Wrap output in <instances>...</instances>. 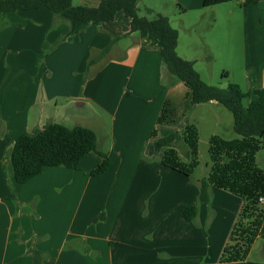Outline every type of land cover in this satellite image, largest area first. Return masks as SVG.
Here are the masks:
<instances>
[{
	"label": "crops",
	"instance_id": "1",
	"mask_svg": "<svg viewBox=\"0 0 264 264\" xmlns=\"http://www.w3.org/2000/svg\"><path fill=\"white\" fill-rule=\"evenodd\" d=\"M243 1L203 7V0H158L159 5L157 0H147L146 5L153 14L163 16L165 14L160 10L163 5H176L183 15L188 12L202 14L201 17H212L214 23L222 15L225 25L222 44L226 48V58L232 50L235 51V38L240 31L242 35L238 39H246L241 46L246 50L242 55H246V60L241 57L238 65L245 72L243 80L247 85L245 91L241 90L252 92L264 87V2L243 6ZM213 9L219 11L210 12ZM57 20L45 8L0 13V35L2 33V40H6L4 49L16 55L24 51L32 54L34 49L40 54L42 51L44 54L45 49L52 50L51 53L60 55L64 65L67 59L70 62L79 53L84 56V67H88L90 55H98L109 46L105 56L94 66H89L100 69L102 66L103 72L109 75L106 81L100 79L84 97L81 94L67 96L70 83L66 79L59 82L57 90L51 89L52 84L47 85V93L53 97L65 96L70 102L77 101L79 109H84L89 102L107 113L110 118L108 141L99 142L98 138V142L100 148L107 152L110 165L103 174L90 176L100 163V158L90 153L80 160L76 170L48 167L24 184L15 183L10 156L15 139L22 134L24 115L34 104L33 96L26 94L34 83L23 86L27 79L20 78L22 85L19 91L12 92L3 100L0 97V264H189L186 262L188 256L182 254L186 253V250L182 251L183 243L179 241L181 246L177 249L173 242L176 243L177 231L180 233L192 222L186 221L175 209L196 203L200 179H191L164 166L161 159L166 148L156 144L159 139L157 130L162 125L157 121L164 103H168L174 114V94L188 88L161 71L157 40L143 32L129 34V22L121 35L120 31L112 28L114 21L106 23L108 27L104 29V36L108 44L105 46L84 42V37L76 34L79 25L84 27L85 33L89 28L87 24H95L97 27L92 28L100 30V23H79L76 32L58 45L67 27L53 28L59 22ZM30 22L33 23L30 29L23 26ZM15 23L21 24L14 28ZM171 26L179 34L181 25ZM121 36L125 37L124 42L119 40ZM55 45L58 46L55 48ZM214 48L218 51L215 45ZM176 52L188 61L177 47ZM107 57L112 61L103 62ZM191 62L196 63L195 60ZM223 75L225 78L230 76L228 70H224ZM35 87L36 84L32 88ZM53 100L46 98L47 103L44 104ZM185 100L182 107L178 106L181 110L185 109L187 100L191 104L189 90ZM92 114L95 120H100L96 113ZM85 123L75 125L85 126L100 135L96 126H89L88 120ZM38 129L34 128L33 132ZM212 196L214 199L213 190ZM229 198L234 200L235 207L228 215H234V218L226 227L223 226L222 238L218 239L215 233L208 236L212 246L208 247L206 255L201 256L203 264H264V254L256 261L248 259L252 248L243 261L220 262L230 228L242 208L241 199L236 203L234 197ZM144 201L146 211L143 209ZM203 206L209 207L210 204L198 207ZM151 213H154L151 215L154 220H158L156 224L149 222ZM196 230L194 234L191 231V237L197 234ZM263 232L261 229L259 236ZM172 236L174 238L171 239ZM192 239L186 243L190 244ZM199 246L200 240L194 246H188L194 248L189 257L196 258L190 264H198L201 259L196 248Z\"/></svg>",
	"mask_w": 264,
	"mask_h": 264
},
{
	"label": "rangeland",
	"instance_id": "2",
	"mask_svg": "<svg viewBox=\"0 0 264 264\" xmlns=\"http://www.w3.org/2000/svg\"><path fill=\"white\" fill-rule=\"evenodd\" d=\"M100 1L101 0H71V3L73 6H95L98 5ZM136 1L138 15L152 18L154 14H149L147 12V0ZM157 5H159V2L157 3ZM160 10L163 12V14H165V17L170 20L173 26L178 27V25H181L182 28H178L180 30L178 38H180L181 42L179 40L177 50L179 51V53L184 54V56L187 57L188 61L191 62L192 60H195L196 63L192 62L193 64H195L194 69L205 84L216 86L219 88H226L228 84L237 83L240 85L243 91L246 90V81L243 80L245 72L242 71L241 67L238 65L240 63L241 57L243 58V60H246V55L242 56L245 54L246 50L241 48L243 42H245L246 39H238V37L242 35L241 31L240 34H238L235 38V51L232 50L231 54H229L226 58V48L222 44V41L224 42L223 30L225 29V25L223 22L224 18L222 15L221 17L223 19H218L217 22L214 23L212 17H201L202 14L199 16L198 13L188 12L187 15H183L181 14V9L177 8L176 5H163ZM214 10L216 9L210 10V12L213 13ZM57 21L59 22H56L53 28L58 29L60 25H65L66 27H68V24H66L64 21H61L59 19ZM20 24L21 23H15L14 28ZM23 26H26L27 29H30V27L33 26V23L30 22L27 24H23ZM98 26L100 27V30H95L96 28H92L97 27L95 26V24H87L86 27L89 28L85 31V33H83L84 27L82 25H79L77 28V32H75L77 34V37H84V42H94L99 45L105 46L108 44V41H106L105 39L104 29H107L106 27L108 26H106V24H98ZM127 26V19L124 18L121 13H118L114 18V24L112 28L120 31L121 35L127 29ZM99 33L103 35H100ZM84 34L87 35L84 36ZM119 40L121 42H124L125 37L121 36ZM211 42L217 47L218 51L215 50L214 45L212 46ZM62 43L64 42H59L58 45ZM5 44L6 40H2L1 33V99L3 100L8 95H11L12 92L19 91L21 89L22 84L20 83V78L21 80L27 79V81H24L26 83L23 86H29L31 84L30 82H33L34 85L36 84L35 88H32L34 85H30L26 92L28 96H33L32 99L34 100V104H32L28 108V110L26 111V115H24V126L21 128L22 133L25 131L26 133H32L34 128L40 129L47 122L51 121L63 124L68 127H72L75 124L85 125V122L88 120L90 122L89 126H96V130L100 131V135H103V137L101 138V136L97 134L98 138L100 139V141L99 139L98 141L105 143L108 141L107 137L109 136L108 133L110 129V118L108 117L107 113L101 111L100 108L89 102L86 103L84 109H79L76 106L77 101L70 102L69 99H65V96L57 95L56 97H53L49 96L47 93V85L52 84L51 89L57 90L59 89V82L66 79L67 81L69 80L70 83V91H67V96H79L81 94L82 97H84L96 87V82L100 81V79L106 81L109 77L108 72H103L102 66L101 69L98 68V66L90 68L84 67V56L78 53L70 62L66 58L68 64L67 67V64L64 65L63 60L60 59V55L57 52L51 53L52 50L50 51L48 49H45V53L43 54L42 51L40 54V51H36L34 49L32 51V54L30 52L26 53L24 51V53H19V55H16L15 52L12 53L10 50L4 49ZM57 46L55 45V48ZM84 46H86V44ZM207 46H210L211 49ZM93 54L92 56L95 57L96 55ZM92 56L90 55V59ZM103 60V62L106 61L108 63L112 61V58L107 57ZM233 61H235L236 63H234ZM95 64H93L92 66H94ZM224 70H228V73L230 74L228 78H225V76L223 75ZM176 82L179 83L180 81L176 80ZM183 89L184 91H177L173 97L175 100L172 104L174 108V114H172L171 116H175L174 120L170 121L169 123L164 122L163 125H160L157 130V135L159 138H161L162 136L165 137L167 134L176 133L174 142L169 145L168 149L167 147L165 149L166 156H168L167 151L172 149L174 151L173 155L176 160L185 165H188L194 160L191 155V149L187 143V140H189V138L191 139V136H189V133H186L185 131L187 130L186 127H190L189 132H195L197 139V165L192 169L191 179L202 180L207 176L208 171L211 169L212 159L214 158L212 152L216 150V146L213 141H242V138L239 139V137L236 136V134L233 132V119L231 113L218 103L212 104L213 102H211L210 104L204 103L195 106L189 104V101L187 100V103L184 104L185 109L181 110V108H178V106L182 107L183 103L186 102L185 96L188 90H186L185 88ZM111 90L112 92H115V88L112 86ZM13 96L15 97V95ZM46 98H54L55 100L50 101L48 104H44L47 103ZM252 99H246L244 105H248L250 100ZM92 113H96L100 117V120H95V116ZM20 116L21 114L19 115V120ZM16 130L19 129L16 128ZM106 145L107 144H105V146ZM224 150L225 152H227L226 149ZM241 150L245 153V155L247 153L251 155L252 160L249 163V166L253 169L256 168L264 173V140H257L255 146H252L251 148L239 149V151ZM225 152H222L220 154L221 159H224ZM230 152L231 154L233 153L232 149ZM235 155L237 156H234L235 160H238L239 162V156L236 153ZM212 190L215 193V197L213 199V196H211L210 206H203V208L198 207L197 218L192 221V223L185 226L184 229L182 227L183 230H180V233H178L177 231V234H175L176 243L173 242V246L178 249V247L181 246L179 241L183 243L182 251L186 250V253L182 254L184 256H188L186 262H188L189 264L191 262H194L196 258L193 259L192 257H189L191 256L194 248L191 249L188 246H194L195 242L198 243V241L200 240L201 246L196 247L199 252V257L201 258V256L206 255L208 247L212 246V242H209L210 239L208 236L215 233L218 239L222 238V235H224V231L222 232L223 226L226 227L227 224H229L234 218V215H228L229 212L234 210L235 207L234 200L231 201L232 198L229 197H234L236 199V203H238V201H240L241 199L239 197L237 198V196L233 194H229V192L227 191L225 192L216 187L211 188V193ZM223 192L226 194H224ZM244 203L245 200L241 199V206H243ZM145 204L146 201H144L143 203V209H145L144 211L147 210V206ZM258 207L264 208V205L258 203ZM152 214L154 213H151L148 218ZM154 218L155 217L151 216V218L149 219V222L151 224H156L158 222V220H154ZM225 218H228V220H226ZM233 227L234 224L230 228L227 239L229 238ZM178 229L180 228L178 227ZM195 229H197V234L191 237V231L194 234ZM172 238L174 237L172 236L171 239ZM191 238H193V245L192 242L190 244L186 243ZM251 248L253 249V251H251V257L249 256L250 258L248 259L250 261H256L261 255L264 254V232L262 236L258 235L255 238ZM198 264H203V258L200 259Z\"/></svg>",
	"mask_w": 264,
	"mask_h": 264
},
{
	"label": "trees",
	"instance_id": "3",
	"mask_svg": "<svg viewBox=\"0 0 264 264\" xmlns=\"http://www.w3.org/2000/svg\"><path fill=\"white\" fill-rule=\"evenodd\" d=\"M234 1L237 0H203L202 4L203 7H211ZM259 1L264 2L244 0L243 6ZM40 8L49 10L56 19L68 24L58 43L66 41L79 23H111L115 16L121 13L129 22V34L143 32L157 40L160 46L161 71L188 88L191 105L215 102L231 113L233 132L239 139L242 138V141H213L216 146V150L212 152L214 158L210 157L212 163L207 176L199 181L197 203L180 205L175 211L180 212L186 221H194L198 214V206L210 204L212 187L245 200L228 242L222 250L220 262L245 260L255 238L260 230L264 229V208H259L257 202L259 196H264V173L251 168L249 166L251 155L249 153L245 155L239 149L251 148L256 145L257 140H264V87L252 92H243L235 83L228 84L226 88L205 84L194 69V64L177 55L178 32L171 26L169 19L161 14H154L152 18L139 16L136 0H101L95 6H73L71 0H0L1 14ZM147 12L152 14L149 9ZM108 49L109 46L90 59L88 67L99 62ZM246 99H252L248 105H244ZM168 106V103H164L158 124L163 125L164 122L171 121L172 111ZM186 128L188 130V132L185 130L186 133L191 136L187 143L194 160L185 165L176 160L174 151L170 149L167 151L168 156L166 151L164 152L161 163L184 176L192 177V169L197 165V139L196 133L189 132L190 127ZM175 138L176 133H170L159 138L156 144L158 147L166 148ZM222 152H225L224 159L220 158ZM90 153L100 158V163L90 172V176L106 172L110 165L109 157L107 152L100 148L95 131L85 126L68 127L47 122L37 131L22 133L15 139L10 156L14 181L17 184H24L48 167L76 170L80 160ZM235 153L239 156V162L235 160L237 157Z\"/></svg>",
	"mask_w": 264,
	"mask_h": 264
},
{
	"label": "built area",
	"instance_id": "4",
	"mask_svg": "<svg viewBox=\"0 0 264 264\" xmlns=\"http://www.w3.org/2000/svg\"><path fill=\"white\" fill-rule=\"evenodd\" d=\"M257 202L261 205H264V196H259Z\"/></svg>",
	"mask_w": 264,
	"mask_h": 264
}]
</instances>
